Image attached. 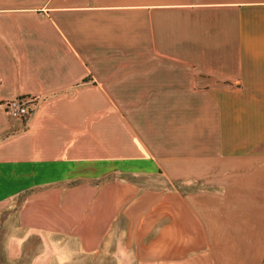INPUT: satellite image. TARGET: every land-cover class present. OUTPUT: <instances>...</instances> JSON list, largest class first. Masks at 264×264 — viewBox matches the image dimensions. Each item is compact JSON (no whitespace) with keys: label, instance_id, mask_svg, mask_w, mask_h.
Instances as JSON below:
<instances>
[{"label":"crops","instance_id":"0c3cea01","mask_svg":"<svg viewBox=\"0 0 264 264\" xmlns=\"http://www.w3.org/2000/svg\"><path fill=\"white\" fill-rule=\"evenodd\" d=\"M7 232L80 264H264V0H0Z\"/></svg>","mask_w":264,"mask_h":264},{"label":"rangeland","instance_id":"374dc122","mask_svg":"<svg viewBox=\"0 0 264 264\" xmlns=\"http://www.w3.org/2000/svg\"><path fill=\"white\" fill-rule=\"evenodd\" d=\"M44 236L40 235L38 241L36 236L0 234V264H80L84 260L78 255L75 240L57 232ZM12 237L22 239L15 242Z\"/></svg>","mask_w":264,"mask_h":264},{"label":"built area","instance_id":"2783aa9c","mask_svg":"<svg viewBox=\"0 0 264 264\" xmlns=\"http://www.w3.org/2000/svg\"><path fill=\"white\" fill-rule=\"evenodd\" d=\"M32 101L33 98L31 96L25 95L8 101L6 106L10 115L23 119L27 115Z\"/></svg>","mask_w":264,"mask_h":264}]
</instances>
